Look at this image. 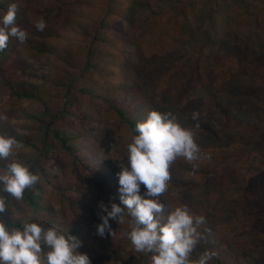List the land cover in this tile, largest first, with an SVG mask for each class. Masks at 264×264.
Here are the masks:
<instances>
[{"label": "trees", "instance_id": "1", "mask_svg": "<svg viewBox=\"0 0 264 264\" xmlns=\"http://www.w3.org/2000/svg\"><path fill=\"white\" fill-rule=\"evenodd\" d=\"M95 1H102V8L95 6L89 16H84L79 12L82 0H0V15L10 4H18L16 23L29 33L26 42L10 38L8 46L0 51V89L5 91L4 95L0 93V133L15 137V152H24L22 137L9 125L1 124L3 118L14 117L9 105L16 101L38 106L25 129L32 122L45 129L44 154L9 159V163L15 160L29 164L40 180L25 190L21 200H10L3 218L14 227L24 222L39 223L37 214L46 198L42 195L43 183L59 179L66 169L64 160L72 158L81 164L78 174L72 172L77 189L68 196L61 192V214L52 211L51 224L43 226L62 227L83 242L79 251L87 253L92 264H108L100 253L106 249L104 239L97 235L96 213L100 209L92 203L109 194L120 203L117 173L119 164L127 162V143L135 134L136 123L153 110L171 111L185 128H193L204 158L196 160L195 172L182 157L171 165L168 190L163 193V215L167 217L169 206L187 205L192 213L205 217L199 227L204 239L193 259L204 250H213L217 256L211 264H244L257 246H263L258 234L264 226V0ZM41 18L47 24L42 32L35 27ZM137 20L147 27L137 29ZM84 26L87 30L92 26V39L82 32ZM155 35L161 42L156 47L150 42ZM32 39H39V45H32ZM83 41L88 48L82 46ZM59 46L67 49L55 62L52 56H57ZM34 58L51 60V66L44 67L53 81L51 85L62 86L63 96L52 99L51 109L47 99L35 97L29 90L31 85L17 75L21 72L31 83L37 81L31 80V73L42 64L33 63ZM110 68L112 73L108 74ZM43 90L44 96H50L52 88L48 84ZM126 97L136 102L135 114L139 115L132 116L120 106ZM83 103L92 105L91 124L81 118V112L86 115ZM194 112L200 114L198 121L192 119ZM93 142L100 150L89 156L91 161H98L96 169L90 162L83 163L81 156ZM57 147L65 157L54 161V168L48 170L44 165L52 160ZM111 152L120 153V157L114 161ZM5 165L0 164V169ZM184 171L191 178L195 176L192 186L195 192H201L197 200L191 194L188 198L192 199L187 200L182 193L184 187L176 184L177 176H184ZM97 179L105 186L99 190V198L95 195L98 192L92 191ZM174 192L176 197H169ZM248 192L260 202H244L255 197ZM124 215L131 224L133 218L127 209ZM240 223L252 228L243 231L237 227ZM125 234L116 226V240ZM223 234L239 236L236 250ZM245 236L255 243L242 238ZM126 240L132 244L128 236ZM114 249L112 245L109 248ZM151 255L144 253L138 261L121 264H152Z\"/></svg>", "mask_w": 264, "mask_h": 264}, {"label": "clouds", "instance_id": "2", "mask_svg": "<svg viewBox=\"0 0 264 264\" xmlns=\"http://www.w3.org/2000/svg\"><path fill=\"white\" fill-rule=\"evenodd\" d=\"M18 11V4L12 3L0 15V51L8 46L10 38L22 44L29 37L27 29L16 23ZM35 27L44 31L46 21L41 18ZM198 117L199 113L194 112L193 121H198ZM199 127L196 123L195 128ZM134 132L127 144V162L119 164L117 173L120 203L99 204L102 222L96 226L97 235L113 236L110 221L123 224L127 209L133 221L126 235L136 252L152 254V264H211L217 256L213 250H204L197 259L192 258L204 239L199 227L205 223V217L192 213L187 205L174 209L169 206L165 217L166 205L160 200L168 190L170 168L177 158L189 163L204 158L195 131L185 128L173 112L153 110L145 120L136 123ZM17 147L15 137L0 133V161L14 157ZM197 167L193 164L194 172ZM39 180V175L25 162L13 160L0 170V264H92L89 255L79 251L83 242L69 232L45 228L37 222L14 227L3 218L10 200H21L25 190Z\"/></svg>", "mask_w": 264, "mask_h": 264}, {"label": "rangeland", "instance_id": "3", "mask_svg": "<svg viewBox=\"0 0 264 264\" xmlns=\"http://www.w3.org/2000/svg\"><path fill=\"white\" fill-rule=\"evenodd\" d=\"M94 1L95 0H82V4H81L80 10H79L80 14H83L84 16H89L95 6H96V9L100 10L102 8L103 2L102 1H95L94 2ZM106 2H107V0H106ZM122 2H123V0H122ZM122 10L125 12L127 10V8H125V10L124 9H122ZM156 12H158V11L156 10ZM86 27L87 26H84L82 32L84 34L88 33V37L90 39H92L95 36V31L89 30L90 28H92V26H90V28L88 27L89 28L88 30ZM135 27L139 30H143L147 26L146 25L143 26V23L141 21L137 20V24ZM150 40H151L150 42H155V47H156V43L160 42L157 40V35H155L154 37L151 36ZM39 42H40L39 39H34V40L32 39L31 43H32V45L36 46V45H39ZM41 44H42V42H41ZM160 44H161V42H160ZM82 46L84 48H88V44L86 43V41L82 42ZM94 46H96V43L94 44ZM157 47H160V46H157ZM66 49H67V46L66 47H62V46L57 47V50L55 53L57 56H52V59L56 62L57 59H59V58H61V56L65 55L63 52L66 51ZM107 51H110V50H107ZM32 61L35 64H39V63H40L39 65L42 64L41 68H39L38 66H35V68L37 69L36 71L39 73L35 72L34 70L31 73V75H32L31 80L37 79V81H33L31 83V81H29L27 77L23 76V73H21V72H18L17 75L20 76L23 83H26L27 85H29V84L31 85V86L29 85L30 88L29 87L28 88L30 91L34 92L35 97H38L40 95V96L46 98L47 99L46 103H48L47 104L48 108L51 109L52 99L53 98H61L63 96L62 86L58 85V84L57 85H51V83H53V81L47 75V69L44 68V67H46V65L52 64L51 60L49 61L47 58H45L43 60L39 59V58H34ZM48 69H50V67ZM16 73H15V75H16ZM107 73L108 74L112 73L111 68L108 70ZM43 75H45V76L43 77ZM120 81H121V79H118V83ZM8 84H9V82H8ZM47 84L52 88L50 96H44L43 87ZM106 84H107V86H110L108 83H106ZM54 86H56L55 89L53 88ZM19 88H20V86H19ZM4 92H5L4 89H0V93H2L4 95ZM124 95L125 94H121V96H124ZM159 97L161 99V96H159ZM173 97L177 98V94L174 93ZM83 105H84V111H85L87 116L84 114V112H81L80 114L83 115V117H81V118L83 119V121H86L87 124H91L93 122V118L90 117L93 114L92 105H89L88 103L87 104L83 103ZM163 105H165V103ZM120 106L125 107L126 110H128V113L131 114L132 116L133 115H135V116L139 115V113L135 114L136 113L135 108L137 107L136 102L133 100L131 101V100L127 99V97H126V100H122L120 102ZM36 107H38V106H35L33 104V102H30V101H25L23 104L20 103V101H16V102L9 105L10 111H11V113L14 114V117L13 118H10V117L3 118L1 121V124L4 123V124L9 125L11 127V129L10 128L9 129L11 131H14L16 135L22 137V140L24 141V143H20L23 146L22 149H24V152H22V150H19V151H17L18 153L15 152V154H14V158H17V160L18 159L25 160L28 155H32L33 157L36 158L37 155L44 154V146L42 145L44 142V140H42L43 135H44V131H45L44 126L33 125V122H32L31 123L32 125L28 129L24 128V125L26 123H30L29 117L31 118V116L36 115L34 113ZM163 108H164V106L161 107V109H163ZM11 133H13V132H11ZM87 137L89 140L93 139L91 135H87ZM60 148L61 147H57V149L55 150L56 152L54 153V155L52 157V160L44 165V167L47 168L48 170L54 168L53 164H56V163H54V161H57V159L60 161L61 159H63L65 157V156H63L62 153H60ZM97 151H100V150L96 147V145L93 142V144H92L91 148H89V150H84L81 153V156L83 158L82 159L83 163L90 162L91 165L94 166V169H96L97 165L95 163L98 161H96V160L91 161L89 156H90L91 152H97ZM110 155L112 158H114V161H116L115 159L120 157V153L118 155V154H114L113 152H111ZM9 159L0 161V164H2V165H4V163L8 164L10 161ZM64 164H66V169L63 171V175L59 179H57L56 181H52L51 184L46 185L45 183H43V185H42L43 186V188H42L43 194L42 195L46 198L42 199V201H41V207L43 210L41 211V213L37 214V217H38L37 219L40 220L39 223L42 225L51 224V221L53 218V214H51L52 211H54L55 214H59V213L61 214V212H62L61 192H64L68 196V195L72 194V192H74L77 189L78 182L75 179H73V177H72L73 173L72 172L74 171L75 175L78 174V170H79L81 164L77 163L76 161H73L72 158H66L64 160ZM193 164L198 166L196 161H193L191 163L192 166H193ZM0 170H2V169H0ZM94 172H96L98 174V172L96 170ZM82 176L83 175H81V178H82ZM195 182H196L195 176H193L191 178V174H189L188 172L185 173V171H184V176H181V175L177 176L176 184L178 185V187H184V191H182V193L186 196L187 200H191L193 197H195L194 199L197 200L196 197L199 194H201L200 191L195 192V189H194L195 187L192 186V183H195ZM96 183L98 185L94 186V188L92 187V191H94V190L97 191L98 193L95 192V195H96V197L99 198V196H98L99 190L104 189L105 186L101 185L100 182H98V179H97ZM185 187H187L188 189H185ZM144 190L145 189L142 187L141 192L143 193ZM248 193H252V192H248ZM190 194L192 195V198H188ZM252 194L255 196L254 193H252ZM175 195H177V194H175V192H174V196L172 193L171 196H169V197H176ZM163 196H164V194H162L160 197L161 202L163 201ZM119 197H120V194H119ZM99 200H102L103 203H106V201L108 200V202L106 204H109V206H110L111 202H116L112 198V195H110V194L109 195H103L99 199L95 200L94 203H92L94 205V208L100 209L99 203H98ZM254 201L260 202L258 199H256V196L251 197L250 199L244 200V202H247V204H253ZM116 203H118V202H116ZM54 216H56V218L59 217L57 215H54ZM96 218H97L96 224L98 225L99 223L102 222L100 220V213H98V214L96 213ZM124 220H125V222L123 224H118L115 220L110 221L113 231H115L116 226H117L118 229H124V232L128 233V231L131 230V228H130L131 224L127 222L125 215H124ZM225 223L228 224L229 222L226 221ZM237 227L238 228L242 227L243 231H248L249 229L252 228L248 225V223H242V226L240 223L237 225ZM60 229L62 230V227ZM261 229H263V231L260 234H258V238L261 240L263 246L262 247L257 246L258 249L256 248L257 250L252 251V254H250L246 258V261L244 262V264H250L251 262H252L251 264H264V226ZM119 232H121V231L118 230V233ZM223 236H224L223 238H226V237L228 238V241H230L232 244V249L236 250V247L238 246L239 236L238 237H235V236L231 237L230 235H224V234H223ZM100 238L104 239V245L106 246V249L104 250L106 253L103 251H100V253H101V256L104 258V261H108V264H116L117 262H118V264H121L123 261H126L127 263L135 261V260L138 261L141 258V256L144 254L143 252H139V253L136 252L134 245L126 242L127 241L126 240L127 239L126 234L123 238H118V240L115 239L114 234H113V236L106 234L104 237H100ZM242 238H246V241L250 239V243H252V244L255 243V241H256V240H253L252 238H249L247 236L242 237ZM242 242H244V241L242 240ZM111 245L115 247L114 251L109 250ZM111 257H113V259H111ZM96 264H101V263L97 262Z\"/></svg>", "mask_w": 264, "mask_h": 264}]
</instances>
